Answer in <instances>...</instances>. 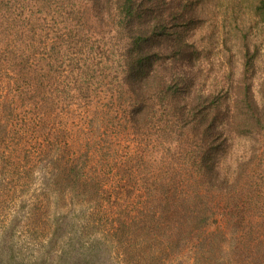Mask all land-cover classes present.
Returning a JSON list of instances; mask_svg holds the SVG:
<instances>
[{"label":"trees","instance_id":"obj_1","mask_svg":"<svg viewBox=\"0 0 264 264\" xmlns=\"http://www.w3.org/2000/svg\"><path fill=\"white\" fill-rule=\"evenodd\" d=\"M142 3L0 0V160L13 165L3 174L21 182L45 172L28 217L37 255L20 264H140L187 245L216 262L218 241L200 235L211 214L205 186L228 191L241 180L248 206L227 204L225 214L239 220L231 259L264 264V175L250 180L243 164L230 175L222 159L233 135L255 139L263 106L192 95L174 65L177 23ZM120 132L132 149L120 150ZM189 147L192 157L178 160Z\"/></svg>","mask_w":264,"mask_h":264},{"label":"rangeland","instance_id":"obj_2","mask_svg":"<svg viewBox=\"0 0 264 264\" xmlns=\"http://www.w3.org/2000/svg\"><path fill=\"white\" fill-rule=\"evenodd\" d=\"M263 1L142 0V4L146 9L152 8L161 18L177 23L174 29L175 39L177 40L179 35L182 36L183 44L182 50L176 51L174 65L180 81L188 82V90L192 95L196 94L197 98L207 94L220 95L219 97L225 100L228 98L223 93H235L239 95L242 100L240 103L246 109L249 107L248 100L259 101L264 114V12L260 10ZM162 44L164 46L161 48L164 50L169 49L167 44L171 43L165 41ZM173 51L175 49L171 50V53ZM163 59L166 63L172 61ZM4 91V97L8 99L10 94ZM260 110L262 111V107ZM61 125L59 121L53 125L46 124L49 136H54L61 130ZM233 136L232 145L227 151L228 156H222L230 175L237 171L238 164H243L246 166L243 175H251L250 180L254 175L258 178L263 176L264 126L256 133L254 140L242 134ZM92 137L91 141L99 140L98 132ZM128 137H131V134L125 136L120 132L118 141L124 146L120 150H130L134 146V142ZM8 150L11 155L21 152H17L18 146L15 145L8 146L6 151ZM192 154L193 150L189 147L183 156L177 154L178 160L189 159ZM248 164L252 166V171L248 169ZM10 167H13L11 163L0 160V264H20L26 257L37 255L35 236L28 233L33 227L28 217L33 204L43 201L40 193L44 188L42 180L45 172L37 168L32 178L19 182L16 177L4 176L3 172ZM226 167L223 170L227 171ZM195 175L197 176V173ZM246 179L247 176L243 181ZM230 187L228 191H221L206 185L204 190L211 214L207 225L201 226L200 235L202 239L218 241V260L224 262L218 264H234L230 254L236 243L234 240H240L239 220L229 222L225 215L235 207L233 205L228 208L227 204H240V208L248 206L242 180L237 185L232 182ZM53 211L56 215L62 212L57 206L53 207ZM222 212L224 214L220 215ZM63 227H67L66 223ZM63 227L57 226L56 229L64 234L66 230ZM214 249H217L216 245ZM194 250L195 245H187L181 254L171 251L162 255L157 253L156 256L151 254L149 259L146 256V261H141L140 264H217L218 260L215 262L209 254H204L199 249ZM122 253L124 255L123 251Z\"/></svg>","mask_w":264,"mask_h":264}]
</instances>
